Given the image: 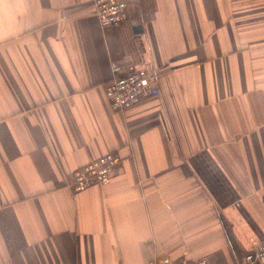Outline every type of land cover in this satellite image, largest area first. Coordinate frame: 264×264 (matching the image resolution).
Here are the masks:
<instances>
[{"label":"crops","instance_id":"obj_1","mask_svg":"<svg viewBox=\"0 0 264 264\" xmlns=\"http://www.w3.org/2000/svg\"><path fill=\"white\" fill-rule=\"evenodd\" d=\"M0 0V264H243L264 241V0ZM156 76L113 111L112 64ZM115 152L119 173L68 175Z\"/></svg>","mask_w":264,"mask_h":264},{"label":"built area","instance_id":"obj_2","mask_svg":"<svg viewBox=\"0 0 264 264\" xmlns=\"http://www.w3.org/2000/svg\"><path fill=\"white\" fill-rule=\"evenodd\" d=\"M92 6L101 27H117L128 19L127 0H92ZM111 73V78L104 84V95L113 111L132 109L159 94L156 76L148 74L145 68L137 64H112ZM121 161V156L115 152L91 159L68 175L69 187L74 193L94 186L104 187L119 173ZM171 264L212 263L207 257H201ZM243 264H264V241L244 256Z\"/></svg>","mask_w":264,"mask_h":264}]
</instances>
